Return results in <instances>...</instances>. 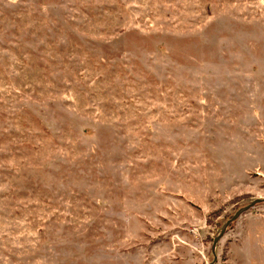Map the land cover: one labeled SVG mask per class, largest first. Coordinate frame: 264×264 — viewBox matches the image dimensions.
I'll return each instance as SVG.
<instances>
[{
    "label": "rangeland",
    "instance_id": "obj_1",
    "mask_svg": "<svg viewBox=\"0 0 264 264\" xmlns=\"http://www.w3.org/2000/svg\"><path fill=\"white\" fill-rule=\"evenodd\" d=\"M259 199L264 0H0V264H212Z\"/></svg>",
    "mask_w": 264,
    "mask_h": 264
},
{
    "label": "water",
    "instance_id": "obj_2",
    "mask_svg": "<svg viewBox=\"0 0 264 264\" xmlns=\"http://www.w3.org/2000/svg\"><path fill=\"white\" fill-rule=\"evenodd\" d=\"M262 202H264V200L259 199V200L254 201L253 203H251L249 206L242 208L241 210L236 212V214L233 216V218L225 224V226L222 228L220 235L215 239V241H213L214 242V246H213L214 262L212 264H216V262L218 260V257L216 255L217 245L220 242V240L223 238V236L226 234V232L229 229V227L231 226V224L236 222L242 215H244L245 213H247L248 211H250L251 209H253L254 207H256L258 204H260Z\"/></svg>",
    "mask_w": 264,
    "mask_h": 264
}]
</instances>
